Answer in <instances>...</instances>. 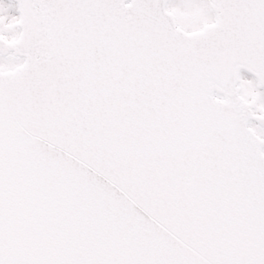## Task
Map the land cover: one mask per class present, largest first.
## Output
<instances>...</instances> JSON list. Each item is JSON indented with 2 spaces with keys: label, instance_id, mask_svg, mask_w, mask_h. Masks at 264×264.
Listing matches in <instances>:
<instances>
[{
  "label": "snow or ice",
  "instance_id": "snow-or-ice-1",
  "mask_svg": "<svg viewBox=\"0 0 264 264\" xmlns=\"http://www.w3.org/2000/svg\"><path fill=\"white\" fill-rule=\"evenodd\" d=\"M0 264H264V0H0Z\"/></svg>",
  "mask_w": 264,
  "mask_h": 264
}]
</instances>
